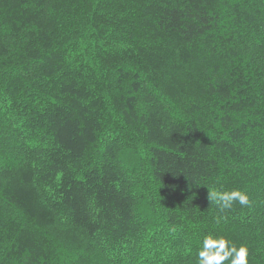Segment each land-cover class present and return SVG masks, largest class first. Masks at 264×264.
Segmentation results:
<instances>
[{
	"label": "trees",
	"instance_id": "16d2710c",
	"mask_svg": "<svg viewBox=\"0 0 264 264\" xmlns=\"http://www.w3.org/2000/svg\"><path fill=\"white\" fill-rule=\"evenodd\" d=\"M220 186L252 206L217 223ZM210 231L264 264V0H0V264H197Z\"/></svg>",
	"mask_w": 264,
	"mask_h": 264
},
{
	"label": "clouds",
	"instance_id": "9594fccd",
	"mask_svg": "<svg viewBox=\"0 0 264 264\" xmlns=\"http://www.w3.org/2000/svg\"><path fill=\"white\" fill-rule=\"evenodd\" d=\"M209 199L215 205L217 212L221 213L216 217L217 223L226 219L223 213L233 211L235 204L243 209L250 208L253 203L246 190L240 188L224 190L223 186L211 192ZM254 256L255 253L248 243H237L230 235L220 232H206L196 244L197 264H251Z\"/></svg>",
	"mask_w": 264,
	"mask_h": 264
}]
</instances>
